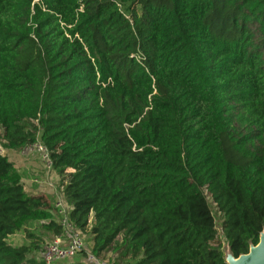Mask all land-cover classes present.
<instances>
[{
  "label": "trees",
  "instance_id": "obj_1",
  "mask_svg": "<svg viewBox=\"0 0 264 264\" xmlns=\"http://www.w3.org/2000/svg\"><path fill=\"white\" fill-rule=\"evenodd\" d=\"M39 137L96 257L228 264L214 209L248 253L264 230V0H0V145ZM52 208L0 153V264H45L9 239Z\"/></svg>",
  "mask_w": 264,
  "mask_h": 264
},
{
  "label": "rangeland",
  "instance_id": "obj_2",
  "mask_svg": "<svg viewBox=\"0 0 264 264\" xmlns=\"http://www.w3.org/2000/svg\"><path fill=\"white\" fill-rule=\"evenodd\" d=\"M241 130L244 133L246 132L245 128H242ZM40 147H45L40 137L33 146L31 145L28 147H4L0 145V153L14 162L16 168L22 174V182L28 191L33 193L42 192L47 194L53 204V208L50 210L48 217L35 218L31 220L29 223H27L23 231L13 235L9 239V242L13 245H27L29 248L28 258L32 261L38 262L42 260V251L44 250L45 246L61 235L53 230H49L45 223H48L51 219H54L58 223L63 224V218L67 217L70 222L75 225V222L70 218L71 206L67 202V199L64 195L63 188L61 186V177L59 176L58 172L53 169V167L48 168L47 164L45 163L43 156L44 154ZM34 161H37V163ZM57 200H61L65 206L63 213H61L55 207ZM214 212L219 229V240L222 243L224 252L227 256L229 253V247L222 231V217L218 212H216L215 209ZM76 227L84 238L86 247L80 251L78 255L68 257L65 260H56L53 264H73L81 259L91 264H113V261L117 257V253L110 251L107 255V259L105 260L96 257L92 252L93 241L91 228L88 227L86 230H83L78 226ZM91 256H95V259H91ZM128 263L133 264L134 262L130 260Z\"/></svg>",
  "mask_w": 264,
  "mask_h": 264
},
{
  "label": "built area",
  "instance_id": "obj_3",
  "mask_svg": "<svg viewBox=\"0 0 264 264\" xmlns=\"http://www.w3.org/2000/svg\"><path fill=\"white\" fill-rule=\"evenodd\" d=\"M33 146V145H32ZM43 152L45 163L48 168L52 167V161L46 147H40ZM55 207L61 212H64V204L61 200H57ZM62 225L63 233L56 239L48 243L42 251V260L45 264H53L56 260L66 259L78 255L86 247V242L76 225L70 222L67 217L63 218ZM62 220V221H63ZM95 259V256H91Z\"/></svg>",
  "mask_w": 264,
  "mask_h": 264
},
{
  "label": "water",
  "instance_id": "obj_4",
  "mask_svg": "<svg viewBox=\"0 0 264 264\" xmlns=\"http://www.w3.org/2000/svg\"><path fill=\"white\" fill-rule=\"evenodd\" d=\"M228 264H264V230L256 245H252L249 252L235 258L229 250L226 256Z\"/></svg>",
  "mask_w": 264,
  "mask_h": 264
},
{
  "label": "crops",
  "instance_id": "obj_5",
  "mask_svg": "<svg viewBox=\"0 0 264 264\" xmlns=\"http://www.w3.org/2000/svg\"><path fill=\"white\" fill-rule=\"evenodd\" d=\"M32 159V158H31ZM34 162H36L37 163V161H34ZM31 165H33V164H31ZM25 189H26V191H28V189L26 188V186H25ZM29 192V191H28ZM29 193H33V192H29ZM38 193H42V192H37V193H34V194H38ZM78 261H83L82 259L81 260H78Z\"/></svg>",
  "mask_w": 264,
  "mask_h": 264
}]
</instances>
